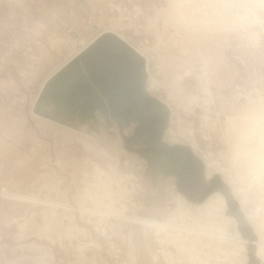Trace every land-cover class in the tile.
Returning <instances> with one entry per match:
<instances>
[{"label": "rangeland", "instance_id": "1", "mask_svg": "<svg viewBox=\"0 0 264 264\" xmlns=\"http://www.w3.org/2000/svg\"><path fill=\"white\" fill-rule=\"evenodd\" d=\"M107 28L150 60L146 92L170 112L156 144L104 97L42 98ZM177 146L197 162L180 174L139 151ZM191 178L233 203L218 185L187 195ZM262 249L264 0H0V264H264Z\"/></svg>", "mask_w": 264, "mask_h": 264}, {"label": "water", "instance_id": "2", "mask_svg": "<svg viewBox=\"0 0 264 264\" xmlns=\"http://www.w3.org/2000/svg\"><path fill=\"white\" fill-rule=\"evenodd\" d=\"M137 58L135 53L122 49V41L114 33L107 32L97 36L81 57L71 61L67 67L72 69H69V74L77 78L73 85L78 89H83L86 98H96L97 102L105 104L104 97L111 115L118 120L120 126L137 120L139 124L134 136L135 142L150 144L160 136L165 127L162 125L165 108L163 104L150 98L144 90ZM79 76L86 78V81H79ZM68 88L72 93L73 88L69 85ZM127 141L129 147H133L130 139L127 138ZM173 149L185 151L191 166H196L195 158L186 147L177 146L172 149L149 147L141 148L139 151L142 153H167ZM187 182L191 189L196 191L185 192L189 196L203 199L213 190L214 185H218L225 192L228 201L233 203L227 188L217 179L209 184L194 178ZM251 257L254 258L253 255Z\"/></svg>", "mask_w": 264, "mask_h": 264}, {"label": "bare ground", "instance_id": "3", "mask_svg": "<svg viewBox=\"0 0 264 264\" xmlns=\"http://www.w3.org/2000/svg\"><path fill=\"white\" fill-rule=\"evenodd\" d=\"M83 1L84 0H82V2ZM108 29L109 28L105 29L101 33H107V32L114 33V35H116L122 41V49L130 50L131 52H133V53H135L137 55V57H138L137 58V63H139L140 72H141L142 78H143V87H144V90L146 91V89H145L146 76L150 73V69H149L150 60H149V58L146 57L143 53H141L130 42H128L127 38L123 34H118V33L114 32L112 29H110V30H108ZM94 39L91 42H89L87 45H85L82 49H80L77 53H75V55L70 60H68L62 67H60L54 74L50 75L47 78V80L44 82V84L42 86V88H43L42 89V93H43L42 98H47V95H48L47 93L51 92L53 97H55L54 99L58 98L57 101H56L57 107L63 106V109L65 111H66L67 108H71L73 110L75 108V106H76V103L80 99H83V100H86V101H88V100L89 101L96 100V98L87 99L86 96H85L86 93L83 91V89L82 90L78 89L77 86L73 85L77 81V78L75 76H71L69 74V69L70 70H72V69L70 67H67L70 64L71 61L81 57L82 53L85 52V49H87L89 47V45L94 41ZM78 80L79 81H81V80L86 81V78H83V77L79 76ZM68 85L73 88L72 93H71V91H69ZM42 98H40V100ZM157 103H159V102H157ZM164 108H165V118L163 120V123L165 121H167V119L169 117V113H170L169 109L166 106H164ZM34 109H40L39 105L37 106V104H36ZM60 111H62L61 109L58 110V112L59 113H63V111L62 112H60ZM154 140H156V138ZM154 143L156 144V142H154ZM185 154L186 153L183 150L173 149V150H171V151H169L167 153H164V154L163 153H152V152H150V153H148V156H149V158H151V161L154 164V166L164 167L166 169L173 170L174 172L180 174L183 171L186 172V171L189 170V163L187 161L188 158L186 159ZM188 192L193 193V192H196V191L193 190V189L192 190L188 189ZM223 202H225V200H223L221 203H223ZM253 245H254V247H256V240L253 239V238H250V247L253 248ZM255 250H256V254H257V247H256ZM262 250H264V249H262Z\"/></svg>", "mask_w": 264, "mask_h": 264}, {"label": "crops", "instance_id": "4", "mask_svg": "<svg viewBox=\"0 0 264 264\" xmlns=\"http://www.w3.org/2000/svg\"><path fill=\"white\" fill-rule=\"evenodd\" d=\"M80 1V3H81V0H79ZM84 10V9H83ZM83 17H85L86 16V14H84V11H83ZM79 29V28H78ZM86 29V27H85V24H84V27H82V30H85ZM69 30H70V32L73 34L74 32H75V30H74V27H71V26H69Z\"/></svg>", "mask_w": 264, "mask_h": 264}]
</instances>
